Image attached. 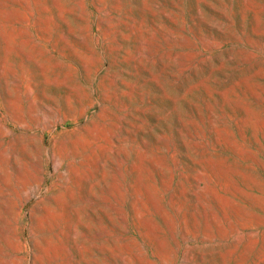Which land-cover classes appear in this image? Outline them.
Returning <instances> with one entry per match:
<instances>
[{"label": "rangeland", "instance_id": "rangeland-1", "mask_svg": "<svg viewBox=\"0 0 264 264\" xmlns=\"http://www.w3.org/2000/svg\"><path fill=\"white\" fill-rule=\"evenodd\" d=\"M0 264H264V0H0Z\"/></svg>", "mask_w": 264, "mask_h": 264}]
</instances>
